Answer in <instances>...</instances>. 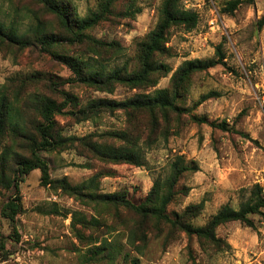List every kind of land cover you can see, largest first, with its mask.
Here are the masks:
<instances>
[{
  "label": "rangeland",
  "instance_id": "1",
  "mask_svg": "<svg viewBox=\"0 0 264 264\" xmlns=\"http://www.w3.org/2000/svg\"><path fill=\"white\" fill-rule=\"evenodd\" d=\"M60 1L67 12L81 19L95 11L100 0ZM162 1L119 0L118 12L86 32L92 40L120 45L113 49L94 48L88 40L71 44L59 20L37 0H0V21L17 28L19 34L38 25L48 35L59 37L60 44L52 49L53 53L81 57L91 68L104 65L112 70L128 65L133 70L137 43L155 29ZM224 1L181 0L184 10L198 15V24L190 32L171 28L165 46L168 53L162 59L171 72L160 79L157 89L168 87L173 72L184 61L214 59L218 46L225 59L223 64L190 77L188 90L179 103L180 112L169 113L168 126L161 121L155 130L145 125L136 131L121 111L101 112L92 120L75 123L80 117L77 108L86 107L90 101H125L135 91L116 87L109 94L76 82L63 59L43 51L34 39L24 48H1L0 85L32 80L18 85L23 96H38L59 104L61 95L62 104L68 93L79 101L76 110L68 106L63 117H56L64 137L128 131L137 140L140 168L103 165L72 151L42 152L52 179L66 177L78 185L97 173H106L108 176L100 183L103 193L125 192L128 200L140 204L153 182L163 181L170 165L182 158L197 171L180 178L178 194L167 212L173 218L174 213L180 214L188 206L203 205L201 214L191 221L194 227L204 226L225 205L237 210L249 198V193L242 191L256 184L264 187V26L257 27L264 13V0L242 2L232 15L223 12ZM127 5L133 7L131 14L124 11ZM209 93L211 96L199 103L200 97ZM191 116L217 124L225 122L228 130L193 123ZM39 180L40 172L35 170L20 185L24 212L16 220L18 241L10 223L0 215V239L6 253L0 252V264H132L134 259L139 264H264V207L261 214L250 217L252 227L238 222L218 227L216 236L230 248L214 253L210 248H201L196 237L177 231L170 236L163 224L141 242L138 220L121 222L127 218L123 208L104 210L83 205L41 187ZM76 219L85 220L86 225L74 224Z\"/></svg>",
  "mask_w": 264,
  "mask_h": 264
},
{
  "label": "trees",
  "instance_id": "2",
  "mask_svg": "<svg viewBox=\"0 0 264 264\" xmlns=\"http://www.w3.org/2000/svg\"><path fill=\"white\" fill-rule=\"evenodd\" d=\"M49 13L53 14L67 32L71 44L86 43L98 49H113L120 47L118 43L110 44L92 40L86 32L101 22H105L116 12L119 0H100L95 11L84 18H78L67 12V8L60 0H37ZM255 0H225L223 12L232 15L242 2L253 3ZM130 3L129 5H132ZM127 5L124 11L129 14L133 7ZM198 24V15L193 11L184 10L181 0H163L159 8V21L155 29L144 41L137 43L136 66L130 70L128 65L107 70L104 65L99 68H91L85 59L59 56L52 49L59 45V37L48 35L38 25L31 27L27 33L19 34L14 26H6L0 21V50L4 45L24 48L34 39L43 51L54 57L63 59V64L71 68L75 74V81L87 87L112 94L116 87L125 88L135 94L125 101L93 100L86 107H80L79 101L70 94H64L65 100L61 104L51 99H40L38 96H23L18 85L22 86L27 80L18 85L7 81L0 85V145L3 143L0 154V188L3 196L0 215L7 220L13 231L15 240H19L16 220L24 212L20 185L33 171L40 172V186L48 188L54 193H61L65 197L73 198L83 205H91L94 208H123L126 219L123 224H129L136 218L138 220L139 239L143 242L146 235L158 231L157 227L163 224L170 230V236L175 231L185 234L187 237H196L201 248H210L214 253L221 252L229 245L216 236L218 227L231 222H238L244 226L252 227L250 219L253 215L261 214L264 207V193L260 185L256 184L248 190L249 198L241 203L237 210L228 205L223 206L213 215L204 226L194 227L191 221L196 219L202 212L203 205L186 207L180 214L174 213L173 218L167 212L169 205L174 201L178 192L177 184L182 176L188 172L197 171L187 165L182 158L170 165V173L163 180H155L140 204L132 203L127 199L125 192L105 194L100 189L101 180L108 176L106 173H97L81 184L73 185L66 177L52 179L48 162L40 153L60 154L64 151L75 152L79 157L87 161H97L103 165L130 167H142L139 157L137 140L133 139L128 131L104 134H89L85 137H64L56 117L73 105L80 117L74 121L81 123L92 120L101 112L121 111L127 116L128 121L137 127L136 131L147 125L155 130L161 121L168 126L169 113H179L181 98L188 90L190 77L195 73L207 71L217 65L223 64L225 59L221 47L218 46L215 58L210 60H189L173 72L168 87L157 89L160 79L167 77L171 72L162 59L168 53L165 47L171 28H181L185 32L192 31ZM264 26V13L258 20L257 27ZM31 34V37H30ZM117 49V48H116ZM118 50V49H117ZM11 85V86H10ZM15 87V88H14ZM22 88V87H20ZM151 91H153L151 93ZM61 92V91H60ZM211 93L200 97L199 103L207 100ZM140 114V115H139ZM139 115V116H138ZM196 124H206L211 128L226 132L225 122L217 124L206 118L190 117ZM147 122L146 124H144ZM167 128V127H166ZM166 130V129H165ZM165 130L162 131L164 136ZM5 193H9L7 196ZM99 214H102L99 212ZM82 226L85 220L74 221ZM152 222L153 225L148 223ZM161 232V231H160ZM77 237L79 231L75 230ZM5 250L3 238L0 239V252ZM4 255L6 253H3ZM5 258V257H4ZM132 264H139L134 259Z\"/></svg>",
  "mask_w": 264,
  "mask_h": 264
},
{
  "label": "built area",
  "instance_id": "3",
  "mask_svg": "<svg viewBox=\"0 0 264 264\" xmlns=\"http://www.w3.org/2000/svg\"><path fill=\"white\" fill-rule=\"evenodd\" d=\"M262 189H263V193H264V187H262Z\"/></svg>",
  "mask_w": 264,
  "mask_h": 264
}]
</instances>
